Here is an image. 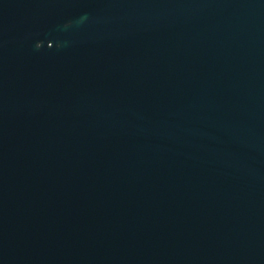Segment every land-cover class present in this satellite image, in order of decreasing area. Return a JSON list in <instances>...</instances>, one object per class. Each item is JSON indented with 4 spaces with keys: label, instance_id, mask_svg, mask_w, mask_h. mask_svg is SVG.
I'll list each match as a JSON object with an SVG mask.
<instances>
[{
    "label": "water",
    "instance_id": "obj_1",
    "mask_svg": "<svg viewBox=\"0 0 264 264\" xmlns=\"http://www.w3.org/2000/svg\"><path fill=\"white\" fill-rule=\"evenodd\" d=\"M0 264H264V0H0Z\"/></svg>",
    "mask_w": 264,
    "mask_h": 264
}]
</instances>
